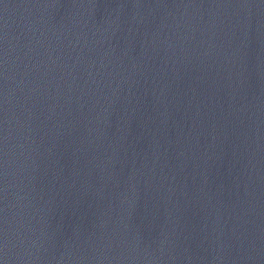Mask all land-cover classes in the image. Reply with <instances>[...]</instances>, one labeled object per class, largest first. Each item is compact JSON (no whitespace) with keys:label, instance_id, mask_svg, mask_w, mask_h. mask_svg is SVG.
<instances>
[{"label":"water","instance_id":"water-1","mask_svg":"<svg viewBox=\"0 0 264 264\" xmlns=\"http://www.w3.org/2000/svg\"><path fill=\"white\" fill-rule=\"evenodd\" d=\"M0 264H264V0H0Z\"/></svg>","mask_w":264,"mask_h":264}]
</instances>
